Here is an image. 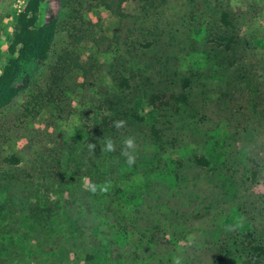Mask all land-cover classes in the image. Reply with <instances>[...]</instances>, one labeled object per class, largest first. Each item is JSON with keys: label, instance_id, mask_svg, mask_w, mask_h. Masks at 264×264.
Returning <instances> with one entry per match:
<instances>
[{"label": "rangeland", "instance_id": "1", "mask_svg": "<svg viewBox=\"0 0 264 264\" xmlns=\"http://www.w3.org/2000/svg\"><path fill=\"white\" fill-rule=\"evenodd\" d=\"M26 3L0 0V75ZM52 16L0 107V264H264V0H44Z\"/></svg>", "mask_w": 264, "mask_h": 264}, {"label": "trees", "instance_id": "2", "mask_svg": "<svg viewBox=\"0 0 264 264\" xmlns=\"http://www.w3.org/2000/svg\"><path fill=\"white\" fill-rule=\"evenodd\" d=\"M43 1L44 0H27L25 8L18 14L13 41L10 45L11 51L16 52L17 57L9 62L4 73L0 75V107L9 104L20 91L19 86L16 84V79L21 74V62L44 60L54 40L57 31L55 17H49L42 24L38 23L40 4ZM170 97L175 100V103L186 99L184 94L180 96L171 95ZM160 98L161 96L158 94L153 95L151 101L155 107L160 106L161 104H170L171 102L167 99L160 100ZM116 113L117 111L110 117L108 115L105 116L103 125H109V127L104 126V128L111 129V127H114V121L122 119L121 112H118L119 114L117 115ZM115 129L117 130V128ZM8 204V202L0 203V208H9L10 205L8 206ZM45 205L46 204L43 206L38 202L32 204L30 211L35 214L37 212L39 213V216L32 213L33 216L39 220H45L49 214L46 213V215H42V213L44 210L50 212V209ZM12 209L13 208H9L10 211H12Z\"/></svg>", "mask_w": 264, "mask_h": 264}, {"label": "clouds", "instance_id": "3", "mask_svg": "<svg viewBox=\"0 0 264 264\" xmlns=\"http://www.w3.org/2000/svg\"><path fill=\"white\" fill-rule=\"evenodd\" d=\"M126 121L125 120H116L113 122V125L117 129L124 128L126 126ZM102 144V153L107 151V152H114L116 151V143L112 138H108L105 143ZM123 148L121 149V155L126 158V163L129 166H132L136 162V156H135V151L137 149V144L135 141V138L132 136H128L127 138L124 139L123 141ZM88 148L90 151L95 150L96 144L94 143H89ZM108 183L106 182L104 185H97L95 182L90 181L88 177L83 178V189L85 191H89L91 193H96L97 191L99 192H106L108 190ZM173 264H181V259L180 257H176L173 260Z\"/></svg>", "mask_w": 264, "mask_h": 264}]
</instances>
